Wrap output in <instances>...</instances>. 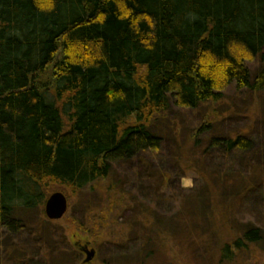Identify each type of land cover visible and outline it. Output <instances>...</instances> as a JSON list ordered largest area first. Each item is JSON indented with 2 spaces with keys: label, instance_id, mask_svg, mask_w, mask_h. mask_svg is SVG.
<instances>
[{
  "label": "trees",
  "instance_id": "obj_1",
  "mask_svg": "<svg viewBox=\"0 0 264 264\" xmlns=\"http://www.w3.org/2000/svg\"><path fill=\"white\" fill-rule=\"evenodd\" d=\"M263 50L264 0H0V264L67 262L39 226L50 184L87 189L97 209L112 201L113 217L130 207V230L163 206L139 196L164 187L165 163L184 172L215 153L206 178L221 189L234 167L263 166L251 136L215 135L211 113L193 128L180 117L215 106L232 84L264 91V68L247 67ZM239 176L248 183L231 194L238 207H264L261 174ZM263 242L264 225H245L231 249Z\"/></svg>",
  "mask_w": 264,
  "mask_h": 264
},
{
  "label": "rangeland",
  "instance_id": "obj_2",
  "mask_svg": "<svg viewBox=\"0 0 264 264\" xmlns=\"http://www.w3.org/2000/svg\"><path fill=\"white\" fill-rule=\"evenodd\" d=\"M262 52L264 55V50ZM247 67L253 74L258 73L264 68V58L262 62H249ZM173 112L177 113L175 110ZM210 113L215 125V135L227 137L242 133L251 136L264 154V91L249 95L236 90L232 84L226 88L223 99L215 106H204L193 113L182 111L180 117L185 122L184 127L193 128L197 121L206 122V116ZM133 122L134 118L128 123ZM211 156L213 159H204L192 170L184 172L180 168H173L174 164L169 166L170 163H165V169H161V172L166 177L170 174L164 170L171 175L166 178L164 187L157 193L151 192V198L148 195V198L139 196V203L141 201L151 207V201L159 196L160 199L156 200L163 203V209L160 207L158 212L154 210L151 218L144 216L148 218L146 220L144 217L142 221L139 218L143 225L138 228L129 230L128 226H121L124 222L129 223L135 215V210L130 207L123 208L125 210L119 217H113L107 209L112 201L97 209L94 204L97 200L87 189L75 194L56 184H50L44 189L46 198L53 193H62L67 200L66 214L59 221H48L45 217L46 222L39 226H43L45 235H48L49 245L55 243L64 248V256L67 257L64 264H88L84 263L86 256L82 250L85 247L95 254L89 264H264V242L258 246L247 243L249 246L244 250L231 249L232 241L242 238L245 225H264L263 216L257 214L264 207L257 205L255 198L244 209H240L231 195L236 190H242L248 183L242 181L239 174L247 173L248 177H252L253 172H257L264 180V163L259 169L251 167L247 171L234 167L230 175L236 177L230 178L228 186L221 189L206 178L211 173V166L217 161L215 153ZM221 165L218 164L216 168ZM257 184L256 181L249 182L250 188ZM128 186L130 187L129 183ZM124 190L128 195L129 188ZM211 192L218 200L211 204L212 207L205 208L198 201L199 195L208 196ZM146 199H150V203L145 202ZM177 201L181 202L180 209ZM168 204H171V209ZM43 209L44 207L42 212ZM178 214L183 218L188 217V220L179 222ZM153 220L163 224L160 227L153 226ZM25 245L28 246L29 241ZM225 245L233 251L228 259L222 257L227 252ZM10 246L8 242L7 248ZM46 257L51 258L49 253Z\"/></svg>",
  "mask_w": 264,
  "mask_h": 264
},
{
  "label": "water",
  "instance_id": "obj_3",
  "mask_svg": "<svg viewBox=\"0 0 264 264\" xmlns=\"http://www.w3.org/2000/svg\"><path fill=\"white\" fill-rule=\"evenodd\" d=\"M67 200L62 193L51 194L45 202L43 213L46 219L49 221H59L66 214ZM83 252L86 256L84 263H90L95 254L93 250H89L88 247L83 248Z\"/></svg>",
  "mask_w": 264,
  "mask_h": 264
},
{
  "label": "flooded vegetation",
  "instance_id": "obj_4",
  "mask_svg": "<svg viewBox=\"0 0 264 264\" xmlns=\"http://www.w3.org/2000/svg\"><path fill=\"white\" fill-rule=\"evenodd\" d=\"M83 251V250H82ZM84 253V252H83Z\"/></svg>",
  "mask_w": 264,
  "mask_h": 264
}]
</instances>
